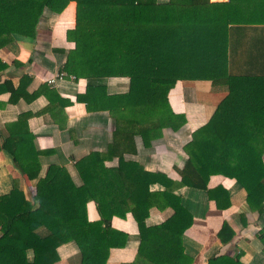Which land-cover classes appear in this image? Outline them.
<instances>
[{
    "label": "trees",
    "instance_id": "trees-1",
    "mask_svg": "<svg viewBox=\"0 0 264 264\" xmlns=\"http://www.w3.org/2000/svg\"><path fill=\"white\" fill-rule=\"evenodd\" d=\"M69 1L75 2V26L66 36L75 45L62 68L86 78L87 108L106 110L115 129L104 153L93 151L75 162L78 182H73L54 163L41 176L44 152L34 148L33 135L20 124L18 131L6 126L0 150L24 179L37 181L26 195L16 179L0 194V264H54L57 248L67 242L78 249L77 264H109L110 248L124 245L110 220L127 212L137 222L140 241L137 259L124 264H191L180 239L192 217L173 192L174 183L124 154L134 150L135 136L146 145L163 128L177 131L185 124L167 98L177 80H210L226 95L183 145L178 184L206 190L211 174L229 176L245 189L250 208L263 211L264 71H236L226 56L224 30L236 20L230 14L236 0H0V48L16 37L34 38L44 11L59 13ZM254 1L247 15L263 21L264 0ZM109 77H127L128 90L107 94ZM114 158L116 164H107ZM156 182L164 185L162 191L150 190ZM89 201L99 220L88 219ZM157 205L173 213L147 226L149 210ZM233 234L226 224L218 232L222 242ZM257 236L264 250V228ZM225 259L208 264H239V254Z\"/></svg>",
    "mask_w": 264,
    "mask_h": 264
},
{
    "label": "crops",
    "instance_id": "crops-1",
    "mask_svg": "<svg viewBox=\"0 0 264 264\" xmlns=\"http://www.w3.org/2000/svg\"><path fill=\"white\" fill-rule=\"evenodd\" d=\"M254 2L236 0L230 9L236 20L230 21L224 30L226 56L236 71H264V20H251L254 17L247 15L255 8ZM74 26L75 2L69 1L59 13L44 11L34 38L16 37L0 48L3 63L0 69V134L7 133L6 126L18 131L19 124L22 125L33 135L34 148L44 152L39 156L41 176L47 166L54 163L65 167L72 181L78 182L75 162L93 151L104 153L111 142L115 122L106 110L87 108L86 78L67 74L62 68L66 53L75 45L66 36ZM60 71L64 76L55 78L54 84H50L48 79ZM105 83L106 93L111 95L124 93L129 87L127 77H109ZM225 95L226 90L213 87L210 80H177L167 98L171 110L184 115L185 124L177 131L163 128L161 136L146 145L135 136L134 150L124 157L174 183L173 192L180 196L181 204L192 217L180 239L183 253L191 259V264H208L221 256L226 257L223 261L226 262L236 254H239V264H262L263 243L257 235L264 228V209L259 213L250 208L241 184L221 174L208 177L206 190L178 184L181 181L179 169L186 159L183 145L190 140L191 132L208 121ZM23 115L26 120L19 123ZM107 164H116V158ZM14 179L18 180L25 195L28 189L33 190L37 181L24 179L7 154L0 150V194L11 189ZM163 189L164 185L158 182L150 186L151 191ZM172 213L169 206H153L145 224H159ZM87 216L91 221L100 219L93 201L87 203ZM223 224L234 233L227 242H222L218 236ZM110 225L121 233L124 245L110 248L107 262L124 264L136 260L140 237L132 214L112 216ZM57 252L59 260L54 264H77L79 261L73 242L60 245ZM140 264L148 263L142 261Z\"/></svg>",
    "mask_w": 264,
    "mask_h": 264
},
{
    "label": "built area",
    "instance_id": "built-area-1",
    "mask_svg": "<svg viewBox=\"0 0 264 264\" xmlns=\"http://www.w3.org/2000/svg\"><path fill=\"white\" fill-rule=\"evenodd\" d=\"M63 76H64L63 71H60V72L56 73L53 77L49 78L48 82L50 84H54L55 78H62ZM262 264H264V263H262Z\"/></svg>",
    "mask_w": 264,
    "mask_h": 264
}]
</instances>
